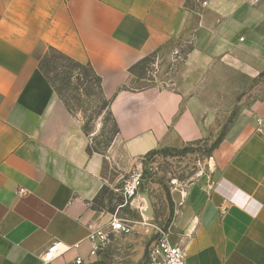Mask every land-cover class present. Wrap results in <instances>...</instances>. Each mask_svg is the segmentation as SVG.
Instances as JSON below:
<instances>
[{
	"label": "crops",
	"instance_id": "1",
	"mask_svg": "<svg viewBox=\"0 0 264 264\" xmlns=\"http://www.w3.org/2000/svg\"><path fill=\"white\" fill-rule=\"evenodd\" d=\"M169 41L176 65L165 83L135 73ZM47 50L101 78L117 126L107 154L89 150L81 122L43 78ZM255 84L264 85V0H0V264H42L54 243L61 254L51 264L88 261L89 230L108 229L121 207H92L105 160L121 174L152 151L204 139V115H221ZM237 115L209 154L212 178H180L162 195L170 216L161 226L186 264H264V92ZM148 200L141 190L127 202L137 221L119 216L132 232L113 239V257L90 264L147 263L161 224L143 219Z\"/></svg>",
	"mask_w": 264,
	"mask_h": 264
},
{
	"label": "rangeland",
	"instance_id": "2",
	"mask_svg": "<svg viewBox=\"0 0 264 264\" xmlns=\"http://www.w3.org/2000/svg\"><path fill=\"white\" fill-rule=\"evenodd\" d=\"M177 44L174 41H169L162 49L161 52L153 57H145L135 66L134 71L146 80H152L155 84H163L169 77L166 72L171 70L176 65V62L170 55L171 47ZM56 53L52 50H47L41 57V74L45 81L53 88L58 87L64 94L67 102L75 110V114L80 122L84 124L87 122L89 128V150L96 151L101 154H107L108 148L111 144V140L116 135V125L114 119L111 117L102 115L97 118L94 117L93 121L86 119L87 115L92 114L96 110V99L94 95L88 94L83 89V85L80 87L77 80L73 77L67 83L65 70L56 68L57 64L63 62L57 61ZM155 81V82H154ZM149 84V81H146ZM93 91L96 89L93 88ZM264 92V85H253L247 92L239 96L237 101L232 105H227L222 109L221 115H204V120L207 135L204 139L196 141L195 143L187 146L193 149L189 153L176 154L177 151L170 152L169 155L159 154L158 158L163 157L160 160V164L155 166L150 165V159L143 157L138 160L137 164L125 167L121 170V174L114 173L113 169L117 167L114 160H105L103 167V174L106 178L105 185L101 190L99 198L95 201L97 208L106 209L109 211H115L117 205L120 204L118 214L124 216L127 214L131 222L137 221V215L129 213L127 203L122 201L121 185L122 180L127 176L133 168H138L142 171L143 186L142 192L148 194L147 209L143 214L145 222L153 220L154 218L161 221V225L166 224L169 219L168 210H163L162 207V195L167 192V187L171 184L179 183L180 178H191L196 175L205 177L207 174L210 178L213 176L214 168L212 161L209 159L207 151L212 145L221 140L225 135L230 124L238 116V112L241 110V106L246 105L252 98H257ZM245 95V96H244ZM244 96V97H243ZM246 100V101H245ZM245 101V102H244ZM82 110L85 113L81 112ZM85 115V118H84ZM106 118V120H104ZM176 155L177 161L168 162L167 157ZM113 175H112V174ZM151 213V214H150ZM118 215V216H119ZM142 264H145L143 262Z\"/></svg>",
	"mask_w": 264,
	"mask_h": 264
},
{
	"label": "built area",
	"instance_id": "3",
	"mask_svg": "<svg viewBox=\"0 0 264 264\" xmlns=\"http://www.w3.org/2000/svg\"><path fill=\"white\" fill-rule=\"evenodd\" d=\"M242 40V38H240ZM143 159V158H142ZM150 165L155 166L157 162L151 161ZM143 185L142 171L133 168L132 171L123 178L120 188L122 201L127 203L140 194ZM133 230V225L125 222L123 218L114 215L109 222L108 229L93 228L90 229L86 241L88 243V261L78 255L73 264H90L100 256L110 255L109 246L115 239H120ZM79 247V243L73 245ZM61 254V248L56 244L49 246L41 255L42 264H51ZM147 263L146 264H186L185 249L174 243L167 230L164 227L156 226L154 228V238L146 245ZM110 255L109 257H113Z\"/></svg>",
	"mask_w": 264,
	"mask_h": 264
},
{
	"label": "trees",
	"instance_id": "4",
	"mask_svg": "<svg viewBox=\"0 0 264 264\" xmlns=\"http://www.w3.org/2000/svg\"><path fill=\"white\" fill-rule=\"evenodd\" d=\"M54 52L57 54L56 55L57 61L63 62L62 64H57L59 66H56V68L58 67V68H61L62 70H65V73H66L65 78L67 80V83L69 84V82H71L70 80L74 77L77 80L79 86L81 87L83 85V89H85V92L88 94L94 95L96 99V102H97L96 110L92 114L87 115L86 119L89 121H93L94 117L99 118L102 115L109 116L111 117V119H113L112 113L109 109L110 100L106 98L103 93L102 86H101V78L97 74H95V72L91 70L88 66L71 59L70 57L64 55L63 53H60L58 51H54ZM39 68L41 70V64H39ZM93 88H95L96 90L93 91L92 90ZM53 89L55 90L57 95L62 99L67 109L73 115L76 116L75 110L67 102L62 91L58 87H54V86H53ZM81 112L85 113L84 110H82ZM84 118H85V115H84ZM104 120H106V118H104ZM81 125H82V129L85 135L89 136V128H88L87 122H84V124L81 122ZM116 133H117V130H116ZM219 141L215 142L212 145V147L207 151V153H210L212 149L219 143ZM192 151L193 149H191L190 147H185L177 151L176 154H180V153L185 154V153H189ZM159 154H162L165 156V155H169L170 152L161 151V150L152 151L148 153L145 157H147V159H150V160H156ZM92 207L95 209L97 208L94 204H92Z\"/></svg>",
	"mask_w": 264,
	"mask_h": 264
},
{
	"label": "water",
	"instance_id": "5",
	"mask_svg": "<svg viewBox=\"0 0 264 264\" xmlns=\"http://www.w3.org/2000/svg\"><path fill=\"white\" fill-rule=\"evenodd\" d=\"M160 160H163V157L160 158ZM166 160H168L169 162H172V161L178 160V157L177 156L167 157ZM134 231L142 235H149L153 232V227H147L145 229V228H142L141 225L136 224L134 227ZM143 251H144V246L140 247V251H139L140 253L138 255V258L141 257Z\"/></svg>",
	"mask_w": 264,
	"mask_h": 264
}]
</instances>
